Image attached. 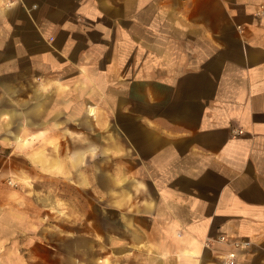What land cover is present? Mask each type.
<instances>
[{"label": "crops", "instance_id": "obj_1", "mask_svg": "<svg viewBox=\"0 0 264 264\" xmlns=\"http://www.w3.org/2000/svg\"><path fill=\"white\" fill-rule=\"evenodd\" d=\"M51 186L119 264H264V0H0V264L73 263Z\"/></svg>", "mask_w": 264, "mask_h": 264}, {"label": "rangeland", "instance_id": "obj_2", "mask_svg": "<svg viewBox=\"0 0 264 264\" xmlns=\"http://www.w3.org/2000/svg\"><path fill=\"white\" fill-rule=\"evenodd\" d=\"M102 137V132L100 133ZM99 133L97 134V136ZM84 140L90 141V142H96V144L100 143L101 145L104 144V141L102 138H97L94 140L91 138L90 140L88 138H85ZM84 143V142H83ZM81 143V145H83ZM115 158L119 159V155L117 156L116 153H112ZM96 163L102 162V156L95 157ZM93 159V158H92ZM93 163V162H92ZM90 166L87 160V155H85V158L81 160V167H80V174L82 177L85 178L87 171L89 170ZM117 175V179L119 177V172H115ZM82 184V183H81ZM38 187L31 188V193L39 194ZM48 189L47 198L48 204L47 207H45L46 204H42L41 211L44 213L47 212V214H39L40 217H43L44 223L47 225L48 232H58V233H66L69 231L67 227H75L76 230H78L79 233V241H80V247L77 249V251H74L73 255V263L72 264H103V257L108 253L109 256H112V263L111 264H119L118 259H114L115 255L111 253L108 247H106V241L104 240L106 237L103 234H99V231L97 229V226H99V222L103 221L102 218L105 214H82L79 213L78 210L74 214L69 213V204L67 203H59L58 208L55 206L54 203L50 202L52 198L55 197L56 189L51 186ZM80 191V198L82 199L86 192H84L83 187H79ZM58 193V192H57ZM60 195V193L58 194ZM44 196L45 190H44ZM62 204V205H61ZM113 206L116 207L118 211L119 204L113 203ZM87 207V204L81 203V211L83 208ZM38 209H40L38 207ZM58 210H61V213H59ZM36 215V214H33ZM118 216V214H113V217ZM96 220L94 221V218ZM118 220V219H117ZM96 225V230H94V226ZM38 225V224H37ZM98 231V232H97ZM95 236L97 240L94 239ZM54 243V242H53ZM247 248V247H246ZM245 249V248H243ZM242 249V250H243ZM226 250L223 252L225 253ZM71 253V252H68ZM107 264H110L109 261H107Z\"/></svg>", "mask_w": 264, "mask_h": 264}, {"label": "built area", "instance_id": "obj_3", "mask_svg": "<svg viewBox=\"0 0 264 264\" xmlns=\"http://www.w3.org/2000/svg\"><path fill=\"white\" fill-rule=\"evenodd\" d=\"M5 4L11 3V0H4ZM219 242H224L228 245L225 253L219 255V260L212 264H237L238 253L240 249L246 248L249 243L245 240L228 241L225 236L218 238Z\"/></svg>", "mask_w": 264, "mask_h": 264}]
</instances>
